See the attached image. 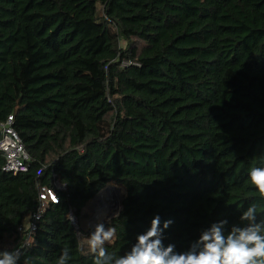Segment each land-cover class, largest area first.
Segmentation results:
<instances>
[{
  "label": "trees",
  "instance_id": "obj_1",
  "mask_svg": "<svg viewBox=\"0 0 264 264\" xmlns=\"http://www.w3.org/2000/svg\"><path fill=\"white\" fill-rule=\"evenodd\" d=\"M10 114L30 160L14 174L0 153V252L42 187L66 185L17 264H56L63 248L93 264L96 226L78 235L67 214L88 218L111 183L125 189L103 224L114 257L156 215L177 252L212 223L246 226L253 203L260 223L249 170L264 167V0H0V122Z\"/></svg>",
  "mask_w": 264,
  "mask_h": 264
},
{
  "label": "clouds",
  "instance_id": "obj_2",
  "mask_svg": "<svg viewBox=\"0 0 264 264\" xmlns=\"http://www.w3.org/2000/svg\"><path fill=\"white\" fill-rule=\"evenodd\" d=\"M251 184L264 197V167H252L249 170ZM72 221V217H68ZM246 226L233 225L225 233L227 220L212 223L201 231L199 238L188 250L175 251V245L163 244V232L172 221H164L156 215L150 228L137 235L130 251L120 257L109 254L105 245L111 243L116 235L114 227L105 229L97 224L88 239L89 251L94 255L93 264H264V221L257 223V205L251 204L240 216ZM21 253L0 252V264H17ZM70 250L63 248L56 264H68Z\"/></svg>",
  "mask_w": 264,
  "mask_h": 264
},
{
  "label": "built area",
  "instance_id": "obj_3",
  "mask_svg": "<svg viewBox=\"0 0 264 264\" xmlns=\"http://www.w3.org/2000/svg\"><path fill=\"white\" fill-rule=\"evenodd\" d=\"M13 121V115L10 114L5 121L0 122V153L5 160L3 170L17 174L19 172H26L29 170L30 155L27 152L20 135L15 129ZM55 188H57L58 190L66 191V185L64 183H61L58 179L55 180ZM55 188H50L47 186L42 187L39 195L40 204L38 210L19 225L18 232L20 234V240L13 248L12 252L17 250H19L20 252V250L25 246H30L33 234L37 228V220L40 219L49 202L52 201L55 203L59 200V196ZM116 189H118V187H116ZM98 194L95 195L89 202L95 201V199H97L98 197ZM67 215L68 217L73 218L71 224L74 226L78 235H80L81 232L79 217L76 214L75 208L70 206ZM89 216L93 220L97 219V217H99L98 210H94L93 214L89 213ZM110 218H112L111 215L107 218H102L100 220V224L102 221Z\"/></svg>",
  "mask_w": 264,
  "mask_h": 264
},
{
  "label": "rangeland",
  "instance_id": "obj_4",
  "mask_svg": "<svg viewBox=\"0 0 264 264\" xmlns=\"http://www.w3.org/2000/svg\"><path fill=\"white\" fill-rule=\"evenodd\" d=\"M98 9H99V14L102 12V6L101 5H99V7H98ZM121 45L122 46H124L125 45V43H121ZM111 184H114L115 185V187H118V192H117V194L119 195V197H120V199H121V202H122V199L124 198V195H125V189H124V187H122L121 185H119V184H116V183H111ZM104 190V188L101 190V191H99V192H101L102 193V191ZM101 193H99L98 194V198H101V196L102 195H100ZM100 196V197H99ZM97 198V199H98ZM97 199H95V201H93V202H89L88 204H87V206H86V209H85V211L87 210V214L88 213H90V214H93V212H94V210H102L103 209V211L104 212H108V204L106 203V199L104 200V199H102V201L100 202V199H98L99 200V202H97L98 200ZM112 208H113V206H112ZM120 208H121V204H120V206L118 207V208H116L115 210H114V212L111 214V216L112 217H114V216H116L117 214H118V212L120 211ZM100 210V211H101ZM100 211H98V213L100 212ZM86 216V215H85ZM102 218L100 217H97V219H92L90 216H88V218H87V216H86V218H79V224H80V226H83L84 228L86 227V226H96L97 224H100V220H101ZM111 219V218H110ZM110 219H107V220H104V221H102L101 222V224H105L106 222H108ZM8 249H5V250H3V251H7ZM2 251V252H3Z\"/></svg>",
  "mask_w": 264,
  "mask_h": 264
},
{
  "label": "bare ground",
  "instance_id": "obj_5",
  "mask_svg": "<svg viewBox=\"0 0 264 264\" xmlns=\"http://www.w3.org/2000/svg\"><path fill=\"white\" fill-rule=\"evenodd\" d=\"M118 190L116 189L115 185L114 184H108L104 190L102 191V193L100 195L101 198H98L100 199V202L102 201V199H106V203L108 204V212H104L103 209L100 211L98 214H99V217L101 218H107L109 217L116 208H118L121 204V199L119 197V195L117 194ZM100 197V196H99ZM97 199V200H98ZM99 202V200L97 201ZM113 206V208H112Z\"/></svg>",
  "mask_w": 264,
  "mask_h": 264
},
{
  "label": "water",
  "instance_id": "obj_6",
  "mask_svg": "<svg viewBox=\"0 0 264 264\" xmlns=\"http://www.w3.org/2000/svg\"><path fill=\"white\" fill-rule=\"evenodd\" d=\"M98 193H99V192H98ZM98 193H97V194H98ZM97 194H96V195H97Z\"/></svg>",
  "mask_w": 264,
  "mask_h": 264
}]
</instances>
